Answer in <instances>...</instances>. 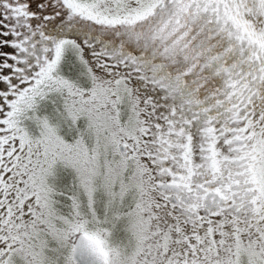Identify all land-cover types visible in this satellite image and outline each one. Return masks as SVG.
I'll return each mask as SVG.
<instances>
[{"label": "snow or ice", "instance_id": "snow-or-ice-1", "mask_svg": "<svg viewBox=\"0 0 264 264\" xmlns=\"http://www.w3.org/2000/svg\"><path fill=\"white\" fill-rule=\"evenodd\" d=\"M0 264H264V0H0Z\"/></svg>", "mask_w": 264, "mask_h": 264}]
</instances>
